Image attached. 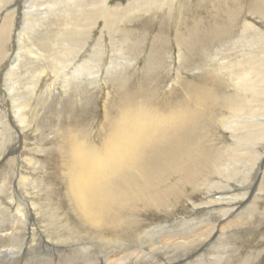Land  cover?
I'll use <instances>...</instances> for the list:
<instances>
[{"label": "rangeland", "instance_id": "rangeland-1", "mask_svg": "<svg viewBox=\"0 0 264 264\" xmlns=\"http://www.w3.org/2000/svg\"><path fill=\"white\" fill-rule=\"evenodd\" d=\"M15 1L12 38L0 42L7 53L0 61V264H108L123 256L126 264H264V0H146L129 10L135 0H108L121 20L115 30L99 19L75 43L56 35L68 9L54 0H0V26ZM30 2L44 20L26 30L28 47L8 81L24 23L16 25ZM210 90L211 105L185 132L184 152L146 156L143 174L119 184L123 197L169 188L164 201L125 203L116 193L109 225L93 229L72 198L70 141L99 147L104 121L132 102L186 115ZM180 170L193 179L178 184ZM215 183L225 188L210 191Z\"/></svg>", "mask_w": 264, "mask_h": 264}, {"label": "bare ground", "instance_id": "bare-ground-1", "mask_svg": "<svg viewBox=\"0 0 264 264\" xmlns=\"http://www.w3.org/2000/svg\"><path fill=\"white\" fill-rule=\"evenodd\" d=\"M107 1L108 0H69V1L54 0V2L56 4L60 5V3H63L65 5L63 7L68 9L63 16V18L66 19L65 23H64L65 27L62 30V32H64V33L60 34L58 32V34H56V35H58L60 37L64 36L65 37L64 41L67 43L68 42L75 43L76 41L80 42L81 40L83 41L85 39L86 35H88V29H89L90 25L99 19H102V21L105 25L104 28L107 29L108 32L115 30L116 27L114 29H113V27L121 20H118L116 18L117 17L116 16V14H117L116 8L111 7ZM149 1L150 0H148L147 2H146V0H135L134 2L131 1V2H129L131 6L128 7V10L132 9V7L134 8V7L143 5L145 2L147 4ZM57 2H59V3H57ZM18 4H19V2L15 1L16 8H14V4H12L7 9V11L5 13V17L3 19L4 21L0 26V42L2 43V45L0 43L1 46L5 45L7 43V41L9 40V37L12 38L11 32H12V29L14 26L13 20L15 17H12V16L9 17V15L15 14L16 10L18 9V7H17ZM52 7H54V3L51 6V8ZM135 9H138V8H135ZM124 10H127V7L124 8L123 11ZM38 12H40V11L37 8V6L34 7L33 2L32 3L30 2V4L27 5V10L24 11L23 19L18 20V23L16 25V30L19 27L20 21H22L24 24L22 27H19V29L17 31L16 38H15L18 40V44H16L17 49L15 50L14 54H11L13 57V61L10 65V67L8 68L7 72L5 73V75H7L8 81L12 78V75H14L17 72V67H18L19 61L21 60V57H22L20 55V50L25 48V47H28L26 44L27 42L25 43V40H24V36L27 34L26 30L32 29V31H36V29L34 30L32 27L39 25L42 22V20H44V18L42 17L43 14L39 13V17H37V18L35 17V14ZM121 14H122V12H121ZM229 21H230V19H229ZM222 28L223 27H221L220 29H222ZM25 31H26V33H25ZM244 32H245V30H244ZM15 33H16V31H15ZM241 35H244V34H241ZM62 39H63V37H62ZM206 40L203 41L204 42L203 44L207 43ZM198 42H200V41H198ZM198 42H195V43L198 44ZM248 43H250L249 40H248ZM72 47H74L72 49L74 51L75 50V44H73ZM25 49H27V48H25ZM69 49H70V45H67V50H69ZM60 50H62V49H60ZM62 52H63V50H62ZM65 54L71 55V53L68 51ZM6 55H7L6 51H0V61ZM59 56H60V58H59L60 60L57 63V65H55V69H57V70H59L60 67L63 68V65H60V63H62V61H61L62 60V54L60 53ZM73 56L76 57L77 55H73ZM66 58H68V57H66ZM65 61H66V59H65ZM221 67H223V66H221ZM223 68L225 69V67H223ZM74 71H76V69ZM253 73H255V72H253ZM211 75H212V73H211ZM240 75H241L240 77H242V72L240 73ZM244 80H246V79H244ZM218 82L220 83V81H218ZM8 90H9V92H13L14 91V85L12 84V86H11V84L9 83ZM210 92H211V90H210ZM196 93H198V92H196ZM204 93L198 94L200 96L202 95V97H200V98L197 97V95H196L197 99L195 98V100L197 102V106H196V109L194 110L195 112H193V111H192V113L187 112L188 114H186V115L182 114L179 110L174 111V109L169 111V112H160L159 110H156V109H154L155 112H151V110L146 111L145 109L143 111L142 109L140 110L139 108H132V106H131V105H133V102H132L131 105H128V109H126L117 120H115L112 123L107 121L108 123H111V124H108L107 122L104 121V124L107 125V127L104 125V128H103L104 131L106 132V136L105 137L103 136L104 138L102 140V144L99 147H92V146L85 147L82 143L83 139H82V142H77L75 139H72V141H70V142H72L70 145V154H71V157L73 160V165H72V168L70 169L71 173L69 175V176H71V182L69 180L68 181L71 183V189H72L71 192H73V195H74L72 198H74L76 205L80 209L79 211L82 214V216L85 217V219L88 221V223L90 224V226H92L93 229L97 230L99 228L100 229L99 232H101L102 231L101 229H104V226L106 224L109 225V223H107V218L112 216V214L115 212L114 209H115L116 204L119 203L118 201H116L117 199H115L116 193H118L117 194L118 200L120 199L125 203L126 202H128V203L135 202L133 204H136V200H137V201L144 202L145 206H152L153 204L155 205V204H158L159 202L164 201V199H165L164 197H166L170 191V190H168L169 188L164 189V190H166L165 192H164V190L159 192V191H156L157 189L156 190L152 189L153 191H155V193H149L148 196L144 195L143 192L141 193L140 189H138L137 191L135 189V191L132 192L131 196L123 197L125 192H126L124 190L125 187L123 188L119 184H122L121 183L122 181L126 180L128 177L132 176L133 174L136 175V173H137V177H138V173L140 175L143 174L142 172L144 171V167H143L144 162L146 160H148V158L146 156L150 155V157H153L154 153L159 152L160 150H164L166 153H171V150H175V149H178L181 152H184L183 146L186 143V140H184L185 132L189 129L190 124L197 123L198 121H200V119H201L200 117H202V115H205V110H206V108L209 107L208 106L209 102L211 105L212 99H210V98H214L213 92H211V93L207 92L205 94ZM246 94H248V93L246 92ZM11 95H12V97H14L13 93H11ZM131 101H130V103H131ZM240 103H242V102L240 101ZM20 104H22V103H20ZM242 104H241V106H242ZM144 107L147 108L145 105H144ZM24 109H25V107H24ZM207 111L210 112V110H207ZM13 112H14V115L17 118V120L20 122V124L24 125L26 123V120L24 118L25 116L22 113V110L20 109V106L17 102V99L14 100V111ZM183 113H185V112H183ZM207 114H210V113L207 112ZM109 115L107 114V120L109 119ZM209 118H210V115H209ZM224 123L226 126L229 125L228 120H226ZM100 132H103V131H100ZM251 136H253V135H251ZM78 138L80 139L81 137H78ZM188 142H189V140H188ZM191 145H190V147H191ZM185 151H187V149ZM67 161L70 162L69 160H67ZM197 162H198V160H197ZM198 165H199V163H198ZM198 165L194 164V170L200 169L199 167L201 165H199V166ZM212 165H213V163H212ZM66 167H67V165H66ZM176 167H178V166H175L174 168H176ZM212 172L214 173V171H212ZM66 173L67 172H65V174ZM68 174H66V175H68ZM216 174H220V176L222 175V177L225 176V177L229 178V177H232L233 172L229 171V173H228V171L225 172V170H222L219 168V169H217ZM186 178H187V180L193 179V177L190 175L189 170H186V172H184V170H180L179 174H178V180H177L178 184H180V183L184 184V182H185L184 179H186ZM228 180H230V179H228ZM131 181H132V179H131ZM141 181H143V180H141ZM130 184H131V182H130ZM69 186L70 185H68V188H69ZM213 187H215L216 189H213ZM224 188H225V185H220L219 183H217V184L215 183L214 185H212V188L210 189V191L212 189H213L212 191H214V190H219V189L222 190ZM121 194H122V196H121ZM208 204H210V203H208ZM225 205H227V204H225ZM114 223L115 222H111V224H114ZM212 232L213 231H211V233ZM96 236L100 237L102 235H100V233H98ZM101 239H103V238H101ZM136 252L133 251V253H131V254L129 253V257L136 255ZM139 256H141V255H139ZM126 263H127L126 257L124 258V256H123L122 258L115 260V261H111L108 264H126Z\"/></svg>", "mask_w": 264, "mask_h": 264}]
</instances>
